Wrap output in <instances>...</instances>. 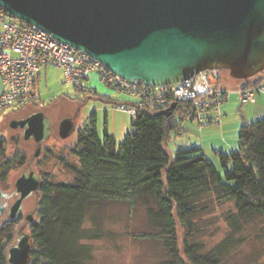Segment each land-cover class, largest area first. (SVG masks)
I'll list each match as a JSON object with an SVG mask.
<instances>
[{
	"label": "trees",
	"instance_id": "16d2710c",
	"mask_svg": "<svg viewBox=\"0 0 264 264\" xmlns=\"http://www.w3.org/2000/svg\"><path fill=\"white\" fill-rule=\"evenodd\" d=\"M236 80L242 82L240 88L253 87L264 81V71ZM171 106L139 110L119 147L114 134L98 135L95 113L77 127L76 142L67 146L77 164L60 158L73 180L41 175L38 219L30 225L34 246L29 264H90L93 249L88 240L102 235L96 223L114 203L144 208L149 229L141 237L165 250L157 264H264V117L242 124L237 149H215L222 176L199 146H181L175 155L170 153L171 134L183 130L181 106L166 113ZM46 151L47 157L53 154ZM14 161L8 140L0 135L1 187ZM19 222L0 223V264H9L7 253ZM207 233L215 238L211 244L204 240Z\"/></svg>",
	"mask_w": 264,
	"mask_h": 264
},
{
	"label": "water",
	"instance_id": "95a60500",
	"mask_svg": "<svg viewBox=\"0 0 264 264\" xmlns=\"http://www.w3.org/2000/svg\"><path fill=\"white\" fill-rule=\"evenodd\" d=\"M0 7L87 52L131 83L173 84L208 69L227 70L234 79L264 71V0H0ZM175 107L173 103L165 112L171 114ZM76 116L59 122L62 139L77 131ZM9 125L36 142L31 163L53 133L43 111ZM31 163L15 180L14 190L0 186V218L12 197L9 216L16 219L24 200L41 190L43 178ZM25 228L17 229L8 249L9 264L31 261L34 242Z\"/></svg>",
	"mask_w": 264,
	"mask_h": 264
},
{
	"label": "rangeland",
	"instance_id": "374dc122",
	"mask_svg": "<svg viewBox=\"0 0 264 264\" xmlns=\"http://www.w3.org/2000/svg\"><path fill=\"white\" fill-rule=\"evenodd\" d=\"M222 75L233 79L227 70H222ZM100 82L106 89L110 90L109 93L111 97L119 98L118 94L122 95V93L118 92L114 87L110 88L103 81ZM35 91L41 96L42 104L40 108L39 106L36 108L37 103L36 105H34L35 103H27L26 106L20 110H17V108L8 109L0 117V135L8 140L9 156L15 160L14 167L8 173V180L2 186L5 191L14 190L15 180L20 176L23 170H29L28 163L34 155L37 146L33 139L25 140L23 138L22 129H13L10 127L9 123L13 119L24 118L35 111H43L51 118L53 133L51 134V137L43 143V151L41 155L31 163V168L40 175L48 174V177L51 176L55 181H72L74 177L73 173L65 167L60 160L61 157L66 158V160L71 163L77 164L78 162L77 158L70 153L69 148L67 147L72 146L76 142L77 135L73 134L67 139H62L58 134L59 122L66 117L67 114V116H72V113L77 115L75 123L77 127H81V124H83L91 113L99 111L98 124L100 135H104L107 121L109 131L116 133L117 147H119V143L132 128L131 114L117 111L115 105L100 101L98 100L99 98L85 99V95L82 91L77 89L72 83L66 82L62 72L54 69V67L49 68L48 78L46 74H42L41 78L36 82ZM116 92L118 93L116 94ZM123 94V96L129 97L127 100H133L129 95L125 93ZM66 96L71 97L73 100L77 98V100L75 99V103H71V105L68 106L64 102L67 100ZM119 102L124 101L121 100ZM105 109L108 110L107 114ZM188 122L195 124L196 127H194L195 130L193 131L195 132V139L199 141L202 139V141H205L204 144H206L208 157L214 161L221 175L224 176V169L220 164L219 156L214 150H212V143L223 139L224 131H217L220 136L207 137L205 135L206 138L203 140L205 136L203 137L201 135L202 126L191 121H186V124ZM227 132L229 131L227 130ZM183 133V130H181V133L179 134L175 131L171 134L172 139L170 141H172V143H170L168 149L172 155L176 154L175 150L178 147L192 146V144H186L190 134H187L185 138H182L181 134ZM226 135H228V133ZM236 136L238 138V145L235 149L239 147L240 131L236 132ZM47 149H50L53 153L49 154L48 157ZM19 156H22L23 163L21 164L17 162ZM14 199L15 198L12 197L11 201L9 200V203L14 202ZM38 199L39 193L38 195H31L23 202V208L21 211L23 215L22 219H24L26 215L32 217V220L28 221L26 224L25 232L30 233L31 222L38 219ZM220 213L221 208L217 210V216H219ZM8 220H10L8 215L4 214L0 218V223ZM99 220L100 223H96V226H100L102 235L98 238L88 240L93 249V258L90 261V264H157L158 261L164 257L165 250L160 243L145 241V239L141 237V234L149 229L143 207L130 209L127 205L114 203L109 205ZM24 222L25 219L19 222L17 229L24 225ZM87 226L93 227V223L87 222ZM203 237L207 244H211L215 239L214 237H210L208 233ZM179 239L180 248L183 250V229L180 226Z\"/></svg>",
	"mask_w": 264,
	"mask_h": 264
},
{
	"label": "built area",
	"instance_id": "2783aa9c",
	"mask_svg": "<svg viewBox=\"0 0 264 264\" xmlns=\"http://www.w3.org/2000/svg\"><path fill=\"white\" fill-rule=\"evenodd\" d=\"M43 66L63 70L66 82L85 96L93 94L86 81L96 72L100 80L133 100L116 108L133 117L139 110L180 105L182 120L207 126L221 119V107L235 94L242 104L264 94V81L248 88L222 86V70L208 69L183 81L165 85L131 83L113 73L87 52L15 18L0 7V117L8 109L25 106L32 98L35 78Z\"/></svg>",
	"mask_w": 264,
	"mask_h": 264
},
{
	"label": "crops",
	"instance_id": "0c3cea01",
	"mask_svg": "<svg viewBox=\"0 0 264 264\" xmlns=\"http://www.w3.org/2000/svg\"><path fill=\"white\" fill-rule=\"evenodd\" d=\"M50 67H54V66H43V67H41V69L39 70V72L35 78V82L33 85L32 99L34 100V103H37L40 105L39 108L41 107L42 103H41L40 94H37L35 91L36 82L41 78L42 74H46L47 78H48ZM54 69L61 71L62 74L64 75V72L62 69H60L58 67H54ZM258 77H260V75L255 77V78L258 79ZM64 78H65V75H64ZM100 81L101 80H100L99 75L96 72L92 73L91 77L86 81V83H87V85H89L92 88L93 94L91 96H85V99H97V98H99L98 100H100V101H104L106 103H110L112 105H115V109L117 111H120L116 108V105L121 100L124 102H129L130 100H127V99H129V97L123 96L124 94H122V95L118 94L119 98L111 97V95L109 93L110 90L106 89ZM220 84L222 86H224L225 88L236 89V88L241 87L242 82L239 80H236L234 78L230 79L228 77H224L222 75ZM1 85L2 84L0 81V90H1ZM108 86L110 88H112V86H110V85H108ZM117 93L118 92H116V94ZM66 97H67L66 98L67 100H65L64 102L68 106H70L71 103H75L74 102L75 99L77 100V98H75L73 100L69 96H66ZM36 108H38V106ZM105 110H106V114H107L108 110L107 109H105ZM93 113H95V115H96L97 133L100 137H102L100 135V132H99V124H98L99 123V111H94ZM93 113H91V114H93ZM91 114L87 117V119L83 122V124L89 119ZM262 117H264V94L258 95L255 102L248 103V104H242L238 100L237 96L235 94H233L229 100H227L226 102L223 103V105L221 107V119L219 121L210 123L206 127L205 126L202 127L201 135L203 137L205 135L207 137H209V136H213V137L214 136H220V135H218L217 131L223 130L224 131L223 139H220V140L213 142L212 143L213 144L212 150L215 151V149H217L218 151H221V152H229V150L230 151L234 150L236 148V146L238 145V138L236 136V132L240 131L242 124L244 122H249V123L253 122V121H255L256 118L260 119ZM258 119H256V120H258ZM131 124H132V118H131ZM182 127H183L182 129L184 132L183 134H181L182 138H185L187 136V134H190V136L188 138V142L186 144L187 145L192 144V146L201 147L202 151L207 155L206 144H204L205 141H202V139L199 141V140L195 139L196 137H194L195 132H193V131L195 130L194 127H196L195 124L190 123V122H188L186 124V121H182ZM227 130L229 132H227ZM105 131L110 132L108 127H107V121H106L104 132ZM110 133L114 134V136L116 134L113 132H110ZM227 133H228V135H226ZM206 136L203 138V140H205ZM170 143H172V141L168 142L167 147H169ZM207 157H208V155H207Z\"/></svg>",
	"mask_w": 264,
	"mask_h": 264
},
{
	"label": "flooded vegetation",
	"instance_id": "af4514ba",
	"mask_svg": "<svg viewBox=\"0 0 264 264\" xmlns=\"http://www.w3.org/2000/svg\"><path fill=\"white\" fill-rule=\"evenodd\" d=\"M75 114L74 113H72V116H74ZM52 126H53V124H52ZM22 160V156H19V160L17 161V162H20ZM34 162V161H33ZM31 163V160H30V162L28 163V166H29V164ZM37 195V194H36ZM15 199H16V197H14ZM15 199H14V201H15ZM10 201H11V199H10ZM12 203H14V202H12ZM12 203L10 202L9 203V208H8V210L5 212V214H7L8 215V217H9V219H10V206L12 205ZM22 211V210H21ZM28 217H29V215H26V217H24V219H25V222H24V224H27V222L29 221L28 220ZM23 218V215H22V213L20 212V214L18 215V217L16 218V219H13V220H20V222L22 221V220H24V219H22ZM11 220V219H10Z\"/></svg>",
	"mask_w": 264,
	"mask_h": 264
}]
</instances>
